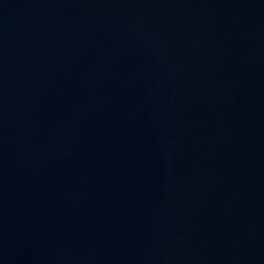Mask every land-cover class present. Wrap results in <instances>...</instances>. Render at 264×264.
<instances>
[{"label":"water","instance_id":"obj_1","mask_svg":"<svg viewBox=\"0 0 264 264\" xmlns=\"http://www.w3.org/2000/svg\"><path fill=\"white\" fill-rule=\"evenodd\" d=\"M0 264H264V0H0Z\"/></svg>","mask_w":264,"mask_h":264}]
</instances>
